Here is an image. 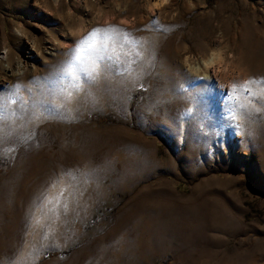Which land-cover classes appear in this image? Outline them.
Returning <instances> with one entry per match:
<instances>
[{
    "label": "rangeland",
    "instance_id": "rangeland-1",
    "mask_svg": "<svg viewBox=\"0 0 264 264\" xmlns=\"http://www.w3.org/2000/svg\"><path fill=\"white\" fill-rule=\"evenodd\" d=\"M0 264H264V0H0Z\"/></svg>",
    "mask_w": 264,
    "mask_h": 264
},
{
    "label": "snow or ice",
    "instance_id": "snow-or-ice-1",
    "mask_svg": "<svg viewBox=\"0 0 264 264\" xmlns=\"http://www.w3.org/2000/svg\"><path fill=\"white\" fill-rule=\"evenodd\" d=\"M100 30L99 29H97V32H99Z\"/></svg>",
    "mask_w": 264,
    "mask_h": 264
},
{
    "label": "bare ground",
    "instance_id": "bare-ground-1",
    "mask_svg": "<svg viewBox=\"0 0 264 264\" xmlns=\"http://www.w3.org/2000/svg\"><path fill=\"white\" fill-rule=\"evenodd\" d=\"M6 56V55H5ZM45 180V179H44ZM34 193V192H33ZM32 194V193H31ZM33 200V199H32ZM34 203V202H33Z\"/></svg>",
    "mask_w": 264,
    "mask_h": 264
}]
</instances>
